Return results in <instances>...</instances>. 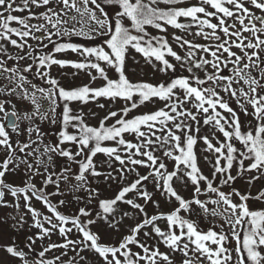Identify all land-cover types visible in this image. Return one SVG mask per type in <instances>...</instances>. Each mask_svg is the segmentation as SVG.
Wrapping results in <instances>:
<instances>
[{"label":"snow or ice","instance_id":"snow-or-ice-1","mask_svg":"<svg viewBox=\"0 0 264 264\" xmlns=\"http://www.w3.org/2000/svg\"><path fill=\"white\" fill-rule=\"evenodd\" d=\"M181 2L182 0H79L78 5L77 0H22V3L17 5V0H0V41L20 50L15 56H8L9 60L16 61L15 66L0 59V76H4L12 85L0 87V96L6 97L0 99V152L4 153V159L0 161V206L19 209L22 198L34 218V226L40 229L36 238L42 240L54 230H58L65 238L63 244H49L40 251L37 254L39 259L32 264H56L60 257L46 260L45 253L54 248L68 249L70 246L73 251L79 248V251L87 249L94 252L102 260V264H175L172 256L177 252L183 256L181 264H205V261L207 264H264V209L252 210L247 203L250 199L264 200V190L258 192L255 197L250 193L242 194L234 188L229 192L221 190V186L231 188V184L237 178L243 177L245 172L257 173L248 181L249 185L264 176V0H196V3H190L188 6H177ZM160 3H164L166 7L160 8ZM89 4L94 7L90 8ZM104 6L115 7L111 18ZM32 7H43L45 11L37 16L31 11ZM253 8L261 14L257 15ZM97 10L101 14L100 17L96 15ZM25 11L29 13L28 16L12 14ZM72 11L81 18L87 15L89 20L94 22V27L89 29V33L106 36L102 44L85 47L78 43L53 40L54 36L59 38L72 35H88L89 39L95 38L83 30L77 31L68 26L70 21L76 20V16L70 15ZM181 18L189 19L190 23L181 22ZM213 18L215 23L212 22ZM32 19H43L45 23L31 24ZM125 19L129 21L130 26L125 25ZM13 22L20 27H12ZM193 25L197 27L195 36L216 43H193L183 36L173 35V40L180 48H187L185 56L173 50L166 36H152L146 30V26H152L166 33L167 26H171L188 31ZM245 33L249 35L246 36ZM13 35L18 39H14ZM29 38L38 42L36 48L28 43ZM45 40L53 45V50L35 54L37 48H48ZM233 48L238 51H233ZM130 49L142 54L145 63L151 64L158 71L175 73L177 65L166 58L170 56L179 62L181 70H186L190 76L179 75L166 84L133 82L126 75V59ZM69 50L84 57L85 61L60 59L54 55ZM5 52L7 49L4 44H0V53ZM198 52L211 58L206 55L197 56ZM24 60H31V63L21 64ZM102 63L105 66H102ZM54 65L60 68L71 66L77 70L88 69L90 75L91 70H95L105 84L98 88L88 85L62 87L60 81L51 75ZM106 67L117 73V78L110 79ZM194 69L203 71L204 78L198 76ZM33 72L46 86L32 83L27 74ZM96 78L91 76L92 80ZM218 88L234 98L244 115H251L255 123L249 121L246 130H242L239 115L221 96L220 91H217ZM178 91H182L183 95H178ZM134 96L137 97L136 100L133 99ZM100 97L112 100L120 98L126 102L131 101V105L121 109L119 114L110 111L99 127L87 125L82 113L71 114V102L87 103L90 99L96 100ZM153 98L165 101V108L131 119L124 118L131 109L150 102ZM61 101L62 129L56 133L58 141L55 145L43 146L42 155H47V162L38 158L34 167L32 163H28L27 157L39 152V144H42L45 135L35 121L39 118L41 121L49 120L55 125L57 108H61ZM169 101L171 103H168ZM186 103H190L195 112L185 108ZM249 106L251 112L248 111ZM223 112L228 115H223ZM118 115L120 118L116 119L114 125L105 126V120ZM198 115H202L204 125H211L225 137L224 142L217 140L215 145L207 135L200 137L206 145L205 151L215 157L211 178L201 172L194 151L197 144L194 132L199 133L200 130ZM188 121L195 123V129ZM169 122L172 127H168ZM157 123L160 125L159 129H156ZM142 126L147 131L141 130ZM69 127L76 131L70 133L67 130ZM157 131L161 133L159 136ZM124 133L135 134L139 138L138 142L126 141ZM13 136L17 138L15 142ZM21 136H26V140L22 141ZM215 138L213 133V139ZM233 139L240 142V149L234 146ZM104 141H115L118 146H124L127 155L122 156L119 147L103 146ZM66 142L75 144L77 150L73 152L71 148L61 147ZM33 145L37 147L33 148ZM157 145L163 150L164 157L175 162L173 171H168L164 161L155 155ZM52 153L66 158L69 164V167L62 168L59 174L48 172V167L52 165ZM98 153L106 154L109 158L114 157L121 164V180L124 179L125 171L134 172L136 166L146 167L150 171L147 175L137 173L136 179L121 187L114 198L100 200L98 206L102 212H98L95 218L88 219L91 212L87 207L79 208L78 214L75 215L62 214L49 197L62 195L60 182L68 181L67 174L71 171L72 163L79 165L76 179L81 183L77 184L76 188L87 182L85 173L93 177L103 175L106 180L116 179L110 172L97 171L93 157ZM18 154L24 158L21 159ZM77 157L81 159L77 160ZM205 159L207 160V157ZM221 160L224 161L223 165ZM245 161L249 162L247 167ZM126 162L133 167H126ZM20 163L26 165L28 179L23 186L7 183L6 175L16 172ZM234 163L238 167L236 176L231 174ZM41 164L44 165V173L39 170ZM39 175L45 176L44 187L37 189L32 183V178ZM217 175L220 177L219 183L214 186ZM149 177H152L155 187L167 201L174 200L177 203L170 212L149 215L145 211V205L149 202L156 208L160 207L159 202L154 200L153 194L143 183L148 181ZM174 178L184 187L191 184V199H185L179 194L173 186ZM48 185H53L56 190L46 193ZM202 185L204 192L215 194L216 198L212 199L211 203L217 208L211 210V215L220 216L224 220V223L219 225V232L212 227L204 231L199 228L196 220L189 218V215L196 213L193 205L204 212L208 211L207 201L199 198ZM87 191L91 202L98 193L94 189ZM8 193L15 198L12 205L5 199ZM130 193L134 195L128 198ZM233 196L238 197L240 202H234ZM33 197L47 206L57 223L52 222V216L42 215L32 206ZM138 200H143L144 203H139ZM118 202L130 206L132 212L123 211L117 218ZM64 203V200L59 201L60 205ZM181 212L187 215H181ZM138 216L143 218L137 219ZM81 217L86 219L82 220ZM126 218L132 219L134 224L127 227L128 234L124 235L118 244L101 243L100 236L90 227L103 222L108 229L120 231ZM161 221L165 222L164 229L159 226ZM45 223L50 227H45ZM18 224L23 226V216ZM69 224L71 227L67 226ZM225 226L228 228L227 232L224 231ZM73 228L81 234L80 239H67ZM230 239L235 241V248L229 246ZM28 240L27 247L31 249L35 239L30 236ZM160 244L169 251H160ZM134 247L140 251H133ZM4 250L13 257L26 256L25 252L17 250L15 244L6 246ZM190 252L193 256H189ZM197 253L199 255H195ZM25 264L29 262L25 261ZM68 264H75V261H69Z\"/></svg>","mask_w":264,"mask_h":264},{"label":"rangeland","instance_id":"rangeland-1","mask_svg":"<svg viewBox=\"0 0 264 264\" xmlns=\"http://www.w3.org/2000/svg\"><path fill=\"white\" fill-rule=\"evenodd\" d=\"M254 12H256L257 15H260L261 13L256 10V9H252ZM76 14V15H75ZM73 15L76 16V18L78 17L79 14L74 13ZM78 19V18H77ZM71 23V22H70ZM70 23L68 26H70ZM229 23H231V21H229ZM259 26V25H258ZM237 27H239V24H237ZM208 31V30H207ZM88 33L89 32H85ZM167 35L169 36V39L173 41V50H177L178 54L181 56H185L187 53V48H180L177 43L173 40V35H178V36H183L185 39L189 38L188 33H182L181 30L178 29H173V28H168L167 30ZM195 33V32H194ZM194 33H192L190 35V38L195 39L196 41H192L193 43H199V44H209V43H216L215 41H210V40H206L201 36H195ZM218 34L222 35V33ZM245 35H249L248 33H245ZM78 36V35H76ZM84 36V35H83ZM189 38V39H190ZM84 39H89L88 35L84 36ZM88 43H90V41H83V43H81V45L88 47ZM233 51H238V49L233 48ZM17 53H19L18 51H13L8 53H0L3 55L2 59H4L6 62H9L10 65H15L16 61L14 60H9L8 56H15ZM199 55H206L204 53H197V56ZM170 56H166V58L168 59ZM62 59H69V60H73V61H85V58L80 56L78 53H67V54H62L61 55ZM135 62H134V60ZM207 58H211L210 56H207ZM129 60L131 62L130 65V69H128L126 71L127 76L133 81V82H137L138 80L142 79L141 74L139 73L138 70H141L142 73H146L147 75L151 76L150 78H152V84H159V83H169L171 81V79L176 78V76L179 75H189L190 73H188L186 70H181L180 66H179V62L176 61H172V63L177 65V69L176 71H178V74H174L171 71L168 72H160L157 70V68H154L151 64H146L145 63V58L142 56V54L140 53H135V52H131L129 54ZM23 65H26V63H28L27 60L21 61L20 62ZM159 65H157L158 67ZM187 67V65H185V68ZM60 71L62 73V77L64 78H70L71 74H73L74 72H76V74L74 75V78L77 79V82H82V83H87L89 82L91 79V76H96L97 78L95 80H93L94 83L99 84L102 81V78H98V73L95 70H91V75L89 74L90 70L85 69V70H77L71 66H66L64 68H60ZM194 71L196 72V74L198 76H200L201 78H204V72L203 71H197L194 69ZM209 71H211V69H209ZM107 75L111 76L112 72L110 70H107ZM181 72V73H179ZM183 73V74H182ZM0 78H5L4 76H0ZM75 79V81H76ZM39 83V82H38ZM208 85H205V87H207ZM234 87H236V85H233ZM217 91H220V89L218 88ZM221 96H223L225 98V100L228 101L229 106L233 108L234 111L237 112V114L239 115L240 119H247V120H252L251 122L254 123L255 121L253 120L251 115L245 116L243 111L241 110L240 106L236 103V100L232 97H230L228 94L220 91ZM181 95H183L182 91H181ZM6 97L3 96V99H5ZM101 99L95 103H92L91 106H93V110L94 113L90 115V118L88 119V121L92 124L99 125L100 124V120L107 115L110 111L113 110H118L120 111L121 109L125 108L127 106V104L129 103V101H125L123 99L117 98L115 100H112L110 98H105V97H100ZM155 101L154 102H146V104H142L139 105L137 108H134L131 110V113H129L131 115L132 118L134 116L140 115L141 112H147L149 110H153V109H157L160 106L161 107H165V101L160 100L158 98H154ZM15 102V101H14ZM27 103V102H25ZM170 103V102H168ZM100 105H103V107H101ZM185 108L188 109H192L193 111H195V109L192 108V105L190 103H186L184 105ZM218 111H222L220 109H217ZM211 111V110H210ZM248 111L251 112L252 109L249 106L248 107ZM223 115H228L226 112H223ZM200 121V130L199 133H195L194 134L197 136V144L194 146V151L196 153L197 156V164L198 167L200 168V170L205 171L204 173H210V175L212 176V172H213V168L212 165L215 163V157L212 153L205 151L206 145L203 143V141L200 139V137L207 135L209 137V139L212 140V143L215 145L217 144L216 138L213 139V133L214 135H218V132L215 131L216 129L213 128L211 125H204L203 123V119H199ZM36 124H38L40 126V129H44L46 133H44L45 135L43 136V142L42 144H39V152L38 153H34V155L32 156L33 160H37L42 159L45 163L47 162V155H42V153L44 152V145H54V141H55V137L57 136L56 133L58 132V130L62 129V126H60V123L55 124L53 126H50V121L49 120H45V121H41L39 120V118L36 119L35 121ZM108 123V121H107ZM190 123V121H189ZM90 125V124H89ZM159 127V125H156ZM241 126H244L243 124ZM23 127V125H22ZM168 127H172V124H169ZM196 125H193V129H195ZM159 129V128H157ZM70 133L73 130V128L69 127L67 129ZM159 133V135L161 134L159 131H157ZM156 132V133H157ZM132 133H124V139L126 141H131L132 143H137L139 138H132L131 136ZM179 134V133H178ZM219 136L221 137V133H219ZM16 138V137H15ZM26 138V136H25ZM33 139H35V135L33 136ZM104 143V142H103ZM72 146L71 144L68 146L70 147ZM109 146L111 147H119V151L120 154L122 156H126L127 153L124 151V146H118L116 144L115 141H112L109 143ZM33 148H36L37 145H33ZM77 149V146H76ZM52 165H50L48 167V172L50 171H55V172H61L62 168L65 167H69V164L67 162V159L65 160L64 157L59 158L58 154L52 153ZM155 155L160 157L164 163L167 166V170L168 171H173L174 170V165L175 162L167 157L163 156V150H161L159 148V146H156V150H155ZM205 157H207V160L205 159ZM79 159H81V157H78ZM136 158H140V157H136ZM0 161H2V158H0ZM93 161L96 164V169L99 172L102 173H111L112 176L116 177V179H105V177L99 176V177H93L91 175H89L88 173H85L86 177H87V182L83 184V186L76 188L75 186L77 184H80L81 182L77 181L76 176L79 174V168H76L75 164L72 163L70 165L71 171L67 174L68 176V181L65 182L63 180H61V189L62 190V200L65 201V203L63 204L64 206H62V213L65 215H73V214H78V210L81 207H87L88 210H90L91 212V216L88 217V219L91 218H95L96 214L98 212H102V209L99 208L98 206V202H99V197L101 198H114L115 195L118 193V191L120 190L121 187L126 186L127 184L131 183L132 181H134L136 179L137 173L139 175H147L150 171V169L143 167V166H136L135 167V171L134 172H124L123 176L124 179L121 180L120 176H121V164L116 161L113 158H109V156H107L106 154H102V153H98L95 157H93ZM221 164H224V161L221 160ZM236 164V163H234ZM73 166V168L71 167ZM126 167H133L130 164H127L126 162ZM237 169V166L234 165L233 166V171ZM39 170L41 173H44V165L41 164L39 166ZM255 172V171H252ZM19 169L14 172V173H9L6 175V182L9 183L8 181H10L11 183L17 184L19 181ZM46 175V174H45ZM28 178V175H26ZM40 177H45L44 175H39V176H34L33 178H35L36 180H39ZM101 179V182L99 181ZM220 177L219 175H217V179L216 181H219ZM250 179L244 180V182L239 186L241 191H245V190H251L253 193L254 191L257 192L260 189V184L257 183V180H254L251 185H249L248 181ZM19 182L23 183V180H20ZM34 184H36V182H33ZM97 185V187L99 188L100 191L96 192L98 193V197H94L91 199V202H89V192L87 191L88 187H91L92 184ZM145 187L147 188V190L153 194V198L154 200L158 201L160 204L159 208H156L155 205L151 202H149L147 205H145V211L148 214H157L159 213L161 210H165L167 209V207L170 206L171 201H167L166 198L161 194V191L157 190V188L155 187L152 177H149L148 181L143 182ZM24 184V183H23ZM22 184V185H23ZM173 186L177 189V191L179 192L180 195H184L186 190V187H184L182 184L178 183L175 181H173ZM229 187H225V191H228ZM95 190V188H94ZM100 195V196H99ZM134 195V193H130L128 195V198H131ZM5 199L8 201L9 205H12L15 203V198L11 196V194L8 193V196L5 197ZM71 201H73V203H70ZM33 204V207L35 206V209H39L42 210V212L46 213V210L44 209V206L41 205L40 203H38L36 200L31 201ZM137 202L139 203H144L143 200H138ZM20 207L19 209H16L15 207L12 206H8V207H4V206H0V264H25V261H28L29 264H32L33 261H36L39 259L38 257V253L40 251H42L44 248L48 247V245L50 244V241L52 242V244H63L65 241V238L62 237L58 230H54L51 232V234L49 235L50 238L47 239V237L49 236H45L44 239L39 240V238H36L40 232V229H38L37 227L34 226L33 223V217L32 215L28 212V210H26L25 208V202L24 200L20 199ZM172 207V206H171ZM117 218L119 217V215L122 214L123 211H128V212H132V209L130 206L123 204V203H118L117 205ZM212 210V209H211ZM47 214V213H46ZM23 216V226H20L18 224V221L20 219V217ZM142 216H138L137 219H142ZM197 218V221H199V224H204L206 222H211L215 219L216 223L214 227L220 228L219 225L224 223V220L222 217L220 216H212L211 213H209V215H207V218L204 219V216L202 214H199ZM82 220L86 219L84 217H81ZM204 219V220H203ZM202 221L204 223H202ZM134 224V221L132 219H125L122 224H121V228L120 231H114L111 229H108L107 226L105 224H103V222H98L97 226H90L93 232H96L99 236H100V242L101 243H109V244H118V242L121 240V238L124 235L128 234L127 231V227L128 226H132ZM198 224V225H199ZM13 225H17L16 227H13ZM46 227H50L49 224L46 223ZM71 227V225H70ZM200 228V227H199ZM149 231L151 230L150 228L148 229ZM224 230H228L227 226H225ZM33 237L35 239V244L32 245V248L29 249V247L24 248L25 246H27L29 244V240L28 237ZM81 238V234L78 233L76 231L75 228H73L72 232L68 235L67 239H71V240H78ZM233 241L232 244H229L230 247L235 248L236 244L234 240L230 239V243ZM152 243V242H151ZM150 243V244H151ZM15 244V246L17 247V250H22L23 252L26 253V256H24L23 258L21 257H13L10 256L4 249L6 246L9 245H13ZM160 247V251L162 252H168L169 249L167 247H165L163 244L159 245ZM191 247V246H190ZM57 248L52 249L51 251L45 253V257L44 259L46 260H53L54 258L51 257V255L54 256L53 251H55ZM138 251H140V249H138ZM57 255L61 256L60 260L56 262V264H68L69 261H75V264H80V262L82 264H102V260L98 257V255H96L94 252L89 251V250H84V251H79V248H77L75 251L72 250L71 246L68 249H64V248H60L57 251ZM66 253V254H64ZM195 255H199L198 253ZM189 256H193V253H189ZM80 257H83L84 259L81 260ZM172 258L174 259L175 264H181L182 260H183V256L181 255V253L177 252L175 253ZM205 264H207V262L205 261Z\"/></svg>","mask_w":264,"mask_h":264},{"label":"trees","instance_id":"trees-1","mask_svg":"<svg viewBox=\"0 0 264 264\" xmlns=\"http://www.w3.org/2000/svg\"><path fill=\"white\" fill-rule=\"evenodd\" d=\"M98 2H100V0H98ZM22 3V0H17V5H19V4H21ZM77 3H78V5H79V0H77ZM190 3H196V0H182V2L179 4V5H177V6H188ZM103 6V5H102ZM160 8H165L166 7V5L164 4V3H160L159 5H158ZM89 7L91 8V7H94L93 5H91V4H89ZM105 7V11L106 12H108V14H109V17L111 18L112 17V15H113V12L116 10L115 9V7L114 6H104ZM31 11L33 12V13H35L37 16H39V13H41V12H43V11H45V8H43V7H40V8H36V7H32V9H31ZM73 12L75 13V11H72L71 13H70V15H73ZM13 15H17V16H28L29 15V13L27 12V11H25V12H13L12 13ZM76 15V14H75ZM96 15L98 16V17H100V12L97 10L96 11ZM78 18V19H77ZM76 18V20L75 21H71V23H70V26L69 27H74L77 31H81V30H83L84 32H89V29L90 28H92V27H94V22H92V21H90L89 20V18H88V16L87 15H84L83 16V18H81V16L80 15H78V17ZM181 22H183V23H190V20L189 19H187V18H181ZM212 22L213 23H215L216 22V20H215V18H213V20H212ZM30 23L31 24H39V23H45V21L43 20V19H32V20H30ZM124 23H125V25H129V21L127 20V19H125L124 20ZM11 26L12 27H20L18 24H16L15 22H13L12 24H11ZM130 26V25H129ZM168 27H171V26H167V30H168ZM172 28V27H171ZM174 29V28H173ZM146 30H147V32L148 33H150V35H152V36H166L167 37V39H168V42H169V44L172 46V48H173V41L172 40H170L169 39V36L167 35V33H165V32H161L160 30H158V29H155L154 27H152V26H146ZM182 31V33H185V30H181ZM197 31V27L195 26V25H193V27L192 28H190L189 30H188V32H189V34L191 35L192 33H194V32H196ZM205 31H207V29H205ZM37 35H40V33H36ZM90 35H93L95 38L94 39H84V36L83 35H78V36H76V35H72V36H62V37H59V38H57V37H53V40L54 41H57V42H61V43H68V42H71V43H78V44H81V43H83V41H85V42H87V41H90V43H88V47H94V46H97L98 44H102L103 43V41L107 38L106 36H99V35H96L95 33H89ZM134 34H135V32H134ZM13 38L14 39H18L17 37H15L14 35H13ZM190 38V37H189ZM189 38H188V40H189ZM190 40L191 41H196L195 39H192V38H190ZM28 43L29 44H31V45H33V47L34 48H36V46H37V41H35V40H32L31 38H29L28 39ZM44 43H47L48 44V48L45 50V49H40V48H37V51H36V53L35 54H42L43 52H45V51H50V50H53V45L51 44V43H48L46 40L44 41ZM0 44H4V46H5V48L7 49V52H5V53H10V52H12V50L13 51H18V52H20V50L19 49H17V48H15L14 46H12L11 44H9V43H7V42H5V41H0ZM131 50H133V49H131ZM25 52L27 51V49H25L24 50ZM177 53H178V51L177 50H175ZM134 52H136L135 50H134ZM67 53H74V52H71L70 50L69 51H67V52H64V53H54V55L56 56V58H60V59H62L61 58V54H67ZM2 54H4V53H2ZM2 54H0V59H2V57H3V55ZM94 59V58H93ZM169 60H170V62H171V60L173 61L174 60V58H172V57H169L168 58ZM28 61V63H31V60H27ZM175 61V60H174ZM82 62V61H81ZM28 63H26V65L28 64ZM126 65H127V63H126ZM102 66H105V65H103V63H102ZM106 69L107 70H110L111 72H112V77H110V79H115V78H117V76H118V74L117 73H115L110 67H106ZM82 71V70H81ZM75 74H76V72H74ZM179 73H181V72H179ZM174 74H178V71H176ZM183 74V73H182ZM51 75L53 76V77H55L57 80H59L60 81V85L62 86V87H65V88H68V87H73V88H75V87H82V86H84V85H88L89 87H92V88H98V87H102V86H104V80H102L103 81V83H101V84H97L96 85V83H93L92 81H89L88 83H82V82H80V83H82V84H79V82H77V79L76 78H74V75L73 74H71V77L70 78H64V77H62V73H61V71H60V67L59 66H52V68H51ZM142 75H143V78H142V80H144V81H142L141 79L140 80H138L137 82H146V80L148 81L147 83H152V78H150L151 76H149V75H147L146 73H142ZM28 76L29 77H32V78H38V77H36L35 75H34V72L33 73H28ZM184 76H189V75H184ZM75 79H76V81H75ZM174 79V78H173ZM43 81V80H42ZM44 82V81H43ZM45 83V82H44ZM79 84V85H78ZM77 85V86H76ZM178 95H181V91H178V93H177ZM182 96V95H181ZM133 99L134 100H136L137 99V97L136 96H134L133 97ZM99 100V98H97L96 100H89L87 103H82V107L83 106H85V108H87V107H89L88 105H90L91 104V102H96V101H98ZM150 102H153V101H150ZM170 103H171V101H169ZM144 104H146V102L144 103ZM71 104H69V106H70ZM62 106H63V102L61 101V110H62ZM162 108H165V107H159V108H157V109H153V110H149V111H145V112H143V113H141L140 115H142V114H145V113H150V112H154V111H157V110H159V109H162ZM167 110V109H166ZM192 110V109H191ZM193 111V110H192ZM115 112H117L118 114L120 113V111H115ZM195 112V111H194ZM138 116V115H137ZM226 116V115H225ZM105 117V116H104ZM103 117V118H104ZM120 118V116L118 115L117 117H115V118H110V121L112 122V125H114L115 123H116V119H119ZM125 119H127L128 118V116H126V117H124ZM128 119H131V118H128ZM198 119H203V117H202V115H198ZM107 121V120H106ZM248 122L249 121H247V120H245L244 121V123H241V125L243 124L244 126H242V130H246V128H247V124H248ZM188 123H189V121H188ZM190 123H192L193 125L195 124L194 122H191L190 121ZM255 123V122H254ZM253 123V124H254ZM169 124H171V122H169ZM168 124V125H169ZM157 125H159L158 123H157ZM159 127H160V125H159ZM158 126H156V129L157 128H159ZM226 128H228V126L226 125ZM141 130H143V131H147V129L145 128V127H143L142 126V129ZM215 131H217L218 132V135L216 136L215 135V137H216V140L215 141H217V140H219L220 142H224V140H225V137L223 136V134L221 133V132H219V130L218 129H216ZM219 133H221V137L219 136ZM158 136H159V133L157 132L156 133ZM131 136H132V138H136L137 136L135 135V134H131ZM138 138V137H137ZM232 143L234 144V146L236 147V148H238V149H240L241 148V144H240V142L239 141H237V140H235V139H233V141H232ZM249 162L248 161H245V167H247V164H248ZM223 165V164H222ZM234 165H236L237 166V164H234ZM233 165V166H234ZM237 171H238V167H237V169L236 170H234L233 171V168L231 169V174L233 175V176H236L237 175ZM204 175H206V176H208L209 178H211L212 176L210 175V173H204L205 171H201ZM257 175V173L256 172H245L244 173V175H243V177H241V178H237L232 184H231V188L229 187V186H221V190L222 191H225L224 189H225V187H229V189H228V191H225V192H229V191H231V189H236V190H238L240 193H242V194H244V193H250L251 194V196L252 197H255L256 195H257V193L258 192H260L261 190H264V176H260L259 177V179H256L257 180V183L258 184H260V189L257 191V192H255L254 191V193L249 189V190H245V191H241L240 190V185L244 182V180H247V179H251V177H253V176H256ZM175 179V178H174ZM219 183V181H215L214 182V186L216 185V184H218ZM186 192H185V194L183 195V197H185V199H191L192 198V196H193V188H192V186H191V184L189 183L188 184V186L186 187ZM202 201H207V209H208V211L207 212H204L203 210H201L199 207H197V206H195V205H193V207L194 208H196V213L195 214H191V215H189V218H191V219H193V220H196L197 221V218L196 217H198V215L199 214H202L203 216H204V219H206L207 218V215H209V213H211V209H214V208H217V206L216 205H214V204H212L211 203V200L212 199H215L216 197H215V194H212V193H206V192H204L203 191V185H202V193H201V195H200V197H199ZM232 199H233V201L234 202H236V203H239L240 201H239V198L238 197H236V196H233L232 197ZM100 201V200H99ZM118 203H120V202H118ZM248 204H249V207L252 209V210H258V209H264V200H255V199H250L248 202H247ZM172 206V207H171ZM177 206V203L174 201V200H172L171 201V204H170V206L169 207H167V209H165V210H161L160 212H164V213H168V212H170L174 207H176ZM158 214V213H157ZM149 215H155V214H149ZM181 215H187V214H185L184 212H181ZM203 219V220H204ZM197 223L199 224V221H197ZM202 223H204L203 221H202ZM215 223H216V220L214 219L213 221H212V223L210 222H206V223H204V224H199V227H200V229H202V230H204V231H207L210 227H212V228H214V230H216L217 232H219L220 231V228H217V227H214L215 226ZM159 226L162 228V229H164L165 228V222H163V221H161V222H159ZM225 232H227L228 230H224ZM243 235V230H241V236ZM141 239H143V236H142V234H141ZM152 241H149V243H151ZM233 243V241L230 243V244H232ZM192 247V246H191ZM133 251H138V248H133ZM80 264H82L81 262H80Z\"/></svg>","mask_w":264,"mask_h":264},{"label":"flooded vegetation","instance_id":"flooded-vegetation-1","mask_svg":"<svg viewBox=\"0 0 264 264\" xmlns=\"http://www.w3.org/2000/svg\"><path fill=\"white\" fill-rule=\"evenodd\" d=\"M5 86L12 87V85L9 84V82H8V80L6 78H0V87H5ZM0 99H3V96H0ZM12 139H13V142H15V140L17 138H15V136H13ZM20 139L22 141L26 140L25 136H21ZM18 156H20L21 159L24 158L21 154H18ZM0 158H2V160L4 159V153L3 152H0ZM27 160H28V163H32L34 165V167H35V163L32 162V156L27 157ZM18 169H19V172H20L19 173V178H23V177H25L27 175L26 174V165L24 163H20Z\"/></svg>","mask_w":264,"mask_h":264}]
</instances>
